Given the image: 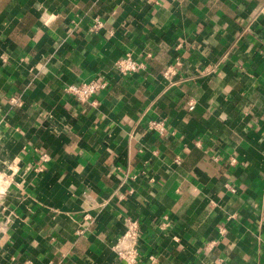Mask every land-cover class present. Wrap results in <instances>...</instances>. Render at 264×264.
I'll use <instances>...</instances> for the list:
<instances>
[{
  "label": "crops",
  "instance_id": "0c3cea01",
  "mask_svg": "<svg viewBox=\"0 0 264 264\" xmlns=\"http://www.w3.org/2000/svg\"><path fill=\"white\" fill-rule=\"evenodd\" d=\"M131 221L136 264H264V0H0V264H121Z\"/></svg>",
  "mask_w": 264,
  "mask_h": 264
},
{
  "label": "built area",
  "instance_id": "2783aa9c",
  "mask_svg": "<svg viewBox=\"0 0 264 264\" xmlns=\"http://www.w3.org/2000/svg\"><path fill=\"white\" fill-rule=\"evenodd\" d=\"M99 25L100 24L97 21L94 28H98ZM142 68H144L142 63L134 58L131 52L124 53L121 57L115 59L111 65L112 71L121 75L129 74ZM173 73V65L167 66L163 71L165 77H169V75ZM104 86L105 81L91 79L86 82L68 83L63 87V91L79 101H85L96 94L100 89L104 88ZM188 108H193L191 102L188 103ZM148 127L155 130L159 135H164L166 131L164 124L155 120H150L148 122ZM137 233V223L136 221H131L128 223L127 229L115 244L114 251L121 264H136L137 249L134 244L137 238ZM125 242H127V245H124Z\"/></svg>",
  "mask_w": 264,
  "mask_h": 264
}]
</instances>
